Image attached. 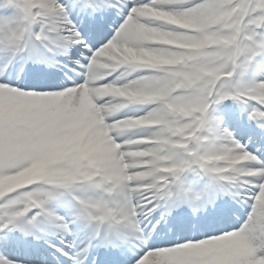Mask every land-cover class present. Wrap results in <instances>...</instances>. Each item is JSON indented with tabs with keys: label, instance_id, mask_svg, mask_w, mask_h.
Returning <instances> with one entry per match:
<instances>
[{
	"label": "snow or ice",
	"instance_id": "snow-or-ice-1",
	"mask_svg": "<svg viewBox=\"0 0 264 264\" xmlns=\"http://www.w3.org/2000/svg\"><path fill=\"white\" fill-rule=\"evenodd\" d=\"M0 264H264V0H0Z\"/></svg>",
	"mask_w": 264,
	"mask_h": 264
}]
</instances>
